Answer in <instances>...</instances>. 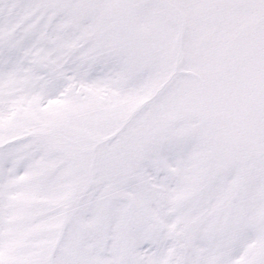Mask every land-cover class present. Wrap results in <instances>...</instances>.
Masks as SVG:
<instances>
[{"label":"snow or ice","instance_id":"obj_1","mask_svg":"<svg viewBox=\"0 0 264 264\" xmlns=\"http://www.w3.org/2000/svg\"><path fill=\"white\" fill-rule=\"evenodd\" d=\"M0 264H264V0H0Z\"/></svg>","mask_w":264,"mask_h":264}]
</instances>
